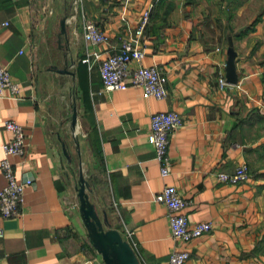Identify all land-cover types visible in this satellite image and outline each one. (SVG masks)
<instances>
[{"label": "crops", "instance_id": "crops-1", "mask_svg": "<svg viewBox=\"0 0 264 264\" xmlns=\"http://www.w3.org/2000/svg\"><path fill=\"white\" fill-rule=\"evenodd\" d=\"M49 4L45 20L38 0H0V64L19 86L18 98L8 92L0 96V160L2 144L12 137L3 123L14 120L25 134L23 153L8 159L17 182L30 180L18 214H0V262L103 264L87 246L86 229L73 206L78 199L73 201L75 186L64 170L60 138L55 134L58 149L49 136L43 98L47 90L56 98L59 90L50 80L60 77L74 85L76 123L71 127L69 119L70 128L78 130L77 154L90 201L106 218L107 228L123 239L126 230L132 233L136 245L129 243L139 264H167L175 246L166 208L153 200L166 184L190 202L181 210L190 223L212 224L209 232L185 244V264H264V0ZM149 7L141 64L161 70L165 98L146 96L133 86L103 91L98 63L88 69L81 58L86 50L115 52ZM56 13L67 26L60 37L62 17L57 28L51 20ZM85 22L107 34L108 44L87 43L82 38ZM52 34L54 45L48 42ZM229 36L237 82L220 86ZM169 110L181 116L183 125L170 134V174L161 177L149 141L150 117ZM243 163L248 168L245 182L217 179L218 173H233ZM5 182L0 171V189Z\"/></svg>", "mask_w": 264, "mask_h": 264}, {"label": "built area", "instance_id": "built-area-1", "mask_svg": "<svg viewBox=\"0 0 264 264\" xmlns=\"http://www.w3.org/2000/svg\"><path fill=\"white\" fill-rule=\"evenodd\" d=\"M80 1L74 0L75 7L79 5ZM149 16L150 7L143 12L138 25L132 30H128L127 36L121 41L115 52H107L103 55V52L85 51L84 57L80 61L86 64L88 69L98 63L103 91L124 90L128 86H133L141 88L146 96L156 99L165 98L167 94L166 78L161 70L155 65L143 66L141 64L145 54L142 39L145 27L149 22ZM121 18L125 20L124 12H122ZM82 38L92 45L108 44L109 42L108 35L93 22L83 24ZM261 74L264 77V63L261 67ZM218 82L220 86L226 85L224 76L220 75ZM6 92H8V97L18 98L19 86L12 80L7 67L0 64V96H5ZM182 125V118L176 111H160L150 117L149 141L154 149V158L159 163L161 177L170 174V160L167 155L170 134L181 128ZM3 127L12 134V137L1 146L4 157L0 160V171L6 182L0 189V214L3 218H9L18 214L24 186L30 184V180H26L24 183L17 182L12 164L8 159L10 156L23 153L25 134L21 126L14 120H6ZM216 177L220 182L229 184L245 182L248 178V168L243 163L237 166L233 173H218ZM153 200L166 208L169 235L175 242V246L168 256L167 264H185L189 256L185 244L209 232L212 224L203 221L190 223L181 213V210L190 202L182 198L173 185H164L161 191L154 195ZM73 206L78 207V203L74 202ZM114 206H116L115 203ZM1 235L2 231L0 230ZM131 237L132 233L126 230L125 240L129 243L130 239L132 245H136ZM0 264L2 263L0 262Z\"/></svg>", "mask_w": 264, "mask_h": 264}, {"label": "water", "instance_id": "water-1", "mask_svg": "<svg viewBox=\"0 0 264 264\" xmlns=\"http://www.w3.org/2000/svg\"><path fill=\"white\" fill-rule=\"evenodd\" d=\"M67 34V26L65 18L62 17L59 20V34ZM226 50V63H225V82L229 84H235L237 82L236 74V52L233 48L232 37L227 39ZM61 72L71 73L66 69L60 70ZM71 127L76 123V107L73 105L71 114ZM61 142L62 153L66 160H70V155L67 152L64 141ZM76 196L78 199V210L84 227L87 232V238L95 250L100 256L104 264H139L138 258L130 246V244L123 239L120 232L113 228H107V220L105 217H100L95 205L90 201L89 192H91L88 181L84 178L83 172L79 169L77 185L75 186Z\"/></svg>", "mask_w": 264, "mask_h": 264}, {"label": "rangeland", "instance_id": "rangeland-1", "mask_svg": "<svg viewBox=\"0 0 264 264\" xmlns=\"http://www.w3.org/2000/svg\"><path fill=\"white\" fill-rule=\"evenodd\" d=\"M38 1L40 2L42 15L46 20V18L47 17L49 18L50 16L49 14L51 12L52 6L51 4H49V0H38ZM60 17H62L61 13H56L53 16V19H51L52 23L56 28L58 27V18ZM55 41H56L55 34L54 36L52 34L50 36V39H48V42L51 45H54ZM50 81L53 82L54 89L59 90V92L58 94L55 93L56 98H53L52 97L53 93L47 90L45 93L46 98H43V101L47 102L44 108L45 111L47 112L46 122L49 131V136L52 143H54L58 149H59V144L56 143L55 134L58 135L60 141L65 142L67 152L70 155V160L67 162L65 156L64 157L62 156L63 163L65 165L64 170L70 176L71 185L76 186L79 169H81L83 172V165L81 163L80 154H77V150H79V147L76 146V141L78 140V130L77 128L73 130L70 128V120H69L71 115L72 105L74 103L76 104L74 85L72 81H68L66 78L56 77L55 79H53V81L52 80ZM53 99L55 101H53ZM88 194H89V198H91L90 197L91 193L89 192ZM74 198L75 199L73 201L77 200L76 196ZM98 258H100L99 255Z\"/></svg>", "mask_w": 264, "mask_h": 264}, {"label": "trees", "instance_id": "trees-1", "mask_svg": "<svg viewBox=\"0 0 264 264\" xmlns=\"http://www.w3.org/2000/svg\"><path fill=\"white\" fill-rule=\"evenodd\" d=\"M83 65H81L80 64V69H79V67H78V74H80V70H81V67H82ZM86 244H87V246L90 248V249H92V246H91V244H90V242H89V240L88 239H86ZM104 264V263H103Z\"/></svg>", "mask_w": 264, "mask_h": 264}, {"label": "clouds", "instance_id": "clouds-1", "mask_svg": "<svg viewBox=\"0 0 264 264\" xmlns=\"http://www.w3.org/2000/svg\"><path fill=\"white\" fill-rule=\"evenodd\" d=\"M5 115H6V113H5Z\"/></svg>", "mask_w": 264, "mask_h": 264}]
</instances>
